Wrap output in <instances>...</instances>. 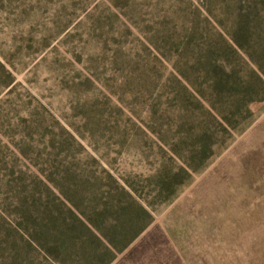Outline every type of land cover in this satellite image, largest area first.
<instances>
[{
  "label": "rangeland",
  "instance_id": "374dc122",
  "mask_svg": "<svg viewBox=\"0 0 264 264\" xmlns=\"http://www.w3.org/2000/svg\"><path fill=\"white\" fill-rule=\"evenodd\" d=\"M203 2L192 0L191 6ZM187 4L0 0L1 216L9 217L8 204L28 174L48 164L43 132L58 123L114 168L156 162L150 141L136 156L139 146L132 145V137L148 136L140 127L143 91L133 96L137 89L123 78L155 61L154 49H145L139 38L155 41L157 26L182 21ZM152 79L146 101L167 94ZM252 110L253 124L175 202L161 207L154 223L112 264H264V104ZM42 124L51 130H42Z\"/></svg>",
  "mask_w": 264,
  "mask_h": 264
},
{
  "label": "trees",
  "instance_id": "16d2710c",
  "mask_svg": "<svg viewBox=\"0 0 264 264\" xmlns=\"http://www.w3.org/2000/svg\"><path fill=\"white\" fill-rule=\"evenodd\" d=\"M187 2L182 21L158 25L155 41L139 38L155 61L123 78L133 96L143 91L148 136L132 137L136 156L150 141L156 162L117 169L59 123L42 131L48 164L22 181L9 217L0 214V264H112L253 124L252 106L264 104V0ZM152 78L167 94L146 101Z\"/></svg>",
  "mask_w": 264,
  "mask_h": 264
}]
</instances>
